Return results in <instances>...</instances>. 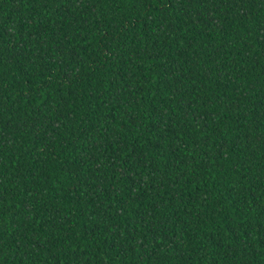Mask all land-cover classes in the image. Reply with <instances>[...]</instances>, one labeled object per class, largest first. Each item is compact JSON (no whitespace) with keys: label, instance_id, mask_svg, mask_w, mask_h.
I'll return each mask as SVG.
<instances>
[{"label":"trees","instance_id":"trees-1","mask_svg":"<svg viewBox=\"0 0 264 264\" xmlns=\"http://www.w3.org/2000/svg\"><path fill=\"white\" fill-rule=\"evenodd\" d=\"M0 264H264V0H0Z\"/></svg>","mask_w":264,"mask_h":264}]
</instances>
